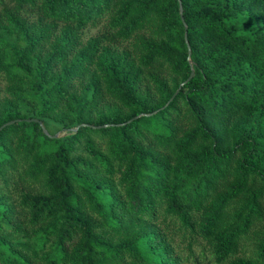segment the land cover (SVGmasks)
<instances>
[{"label":"trees","instance_id":"16d2710c","mask_svg":"<svg viewBox=\"0 0 264 264\" xmlns=\"http://www.w3.org/2000/svg\"><path fill=\"white\" fill-rule=\"evenodd\" d=\"M0 264H264V0H0Z\"/></svg>","mask_w":264,"mask_h":264},{"label":"water","instance_id":"95a60500","mask_svg":"<svg viewBox=\"0 0 264 264\" xmlns=\"http://www.w3.org/2000/svg\"><path fill=\"white\" fill-rule=\"evenodd\" d=\"M181 14H182V17H183V7H182V3H181ZM183 20H184V17H183ZM184 22H185V20H184ZM186 29H187V27H186ZM186 34H187V32H186ZM190 54H191V52H190ZM192 74H194V71H193ZM45 131L48 133V130L47 129H45ZM55 136H57V134Z\"/></svg>","mask_w":264,"mask_h":264}]
</instances>
